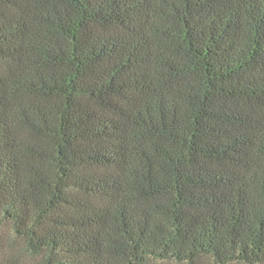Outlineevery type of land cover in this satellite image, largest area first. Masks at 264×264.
<instances>
[{"label": "trees", "instance_id": "16d2710c", "mask_svg": "<svg viewBox=\"0 0 264 264\" xmlns=\"http://www.w3.org/2000/svg\"><path fill=\"white\" fill-rule=\"evenodd\" d=\"M0 264H264V0H0Z\"/></svg>", "mask_w": 264, "mask_h": 264}]
</instances>
